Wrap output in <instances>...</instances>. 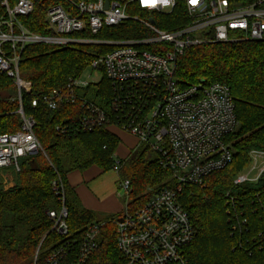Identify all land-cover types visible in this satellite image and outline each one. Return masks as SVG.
I'll use <instances>...</instances> for the list:
<instances>
[{"label": "built area", "instance_id": "1", "mask_svg": "<svg viewBox=\"0 0 264 264\" xmlns=\"http://www.w3.org/2000/svg\"><path fill=\"white\" fill-rule=\"evenodd\" d=\"M38 0H0V74L11 78L17 87L21 126L14 132L0 133V172H19L24 158L43 151L35 134L36 120L26 116L23 92H31L32 83L21 76L24 49L32 44L49 43L107 45L110 50L94 58L89 66L102 71L111 95L103 104L88 98L85 91L95 85L81 75L71 77L32 100V106L44 105L56 110L61 104H78L83 114L57 124L61 136L116 127L148 144L159 163L172 172L176 183L149 189L148 200L140 207H125L116 219L117 247L123 264H189L186 249L196 238V229L178 195L185 185L204 186L206 177L224 169L233 160L227 136L238 126L236 103L230 87L220 82L182 86L176 77L180 55L191 45L208 42L264 41V0H186L190 23L182 28H160L151 17L131 15L128 4L116 0H54L46 9V34L31 32L21 17L32 14ZM142 10L169 13L175 0H131ZM108 5L106 7V3ZM133 20L146 34L122 40H100L91 36L106 26ZM211 32L212 36H208ZM74 33L80 36H72ZM264 158V151H252ZM121 159L113 170L119 172ZM251 163V164H252ZM251 166V165H250ZM264 172V164L255 177L240 173L234 184L255 182ZM119 186L127 195L129 179ZM58 208L49 210L56 239L44 264H87L100 245L103 223H90L83 231L71 230L66 207L65 188L58 176L52 181ZM236 227L234 226L233 229ZM39 249L35 255L37 264Z\"/></svg>", "mask_w": 264, "mask_h": 264}, {"label": "trees", "instance_id": "2", "mask_svg": "<svg viewBox=\"0 0 264 264\" xmlns=\"http://www.w3.org/2000/svg\"><path fill=\"white\" fill-rule=\"evenodd\" d=\"M53 1L38 0L35 11L21 17V22L31 32L48 33L44 18ZM116 1H130L129 14L151 17L162 29H179L191 20L186 0H175V7L169 13L142 10L131 0ZM3 13L0 6V16ZM145 34L139 23L128 20L106 26L98 34L85 35L100 40H122ZM208 36H212L211 32ZM110 48L94 44L37 43L22 52L21 76L32 83L31 92H23L22 107L26 116L35 118L34 131L45 152L22 160L10 188L3 186L0 175V264H34L38 249L37 264H44L52 243L58 239L48 215L49 210L59 206L52 187V181L58 176L65 188L71 230L83 231L90 223H103L99 248L87 264L124 263L117 247L115 222L124 211L105 221H96L93 211L79 206L67 177L73 170H85L92 165L103 171L111 170L116 162L119 137L107 128L61 136L56 132V125L79 118L84 112L80 105L61 104L56 110L44 105L32 106L33 99L62 87L71 77L80 76L94 58ZM176 77L182 86L200 81L227 84L238 118L237 128L227 136L233 152L232 162L206 177L204 186L185 185L178 195L196 229V238L186 249L189 264H264V172L255 182H233L251 165V152L264 151V41L191 45L178 58ZM91 92L92 99L101 104L106 102L111 88L105 76L101 84L85 91L87 95ZM17 95L13 80L0 74V133L14 132L21 126ZM121 161L120 179L131 182L125 203L130 210L148 200L150 188L172 187L176 183L172 172L160 165L159 155L148 144L141 143ZM170 177L174 184L168 180Z\"/></svg>", "mask_w": 264, "mask_h": 264}, {"label": "crops", "instance_id": "3", "mask_svg": "<svg viewBox=\"0 0 264 264\" xmlns=\"http://www.w3.org/2000/svg\"><path fill=\"white\" fill-rule=\"evenodd\" d=\"M109 129L120 139V144L114 155L115 159L128 158L131 152L141 144L136 136L128 132L116 127ZM263 164L262 160L259 167ZM112 169L103 171L99 166L92 165L85 170H73L67 176L79 203L83 208L93 211L95 215L100 213L119 215L125 210V205L120 200L119 191L117 192L119 180L110 175Z\"/></svg>", "mask_w": 264, "mask_h": 264}, {"label": "rangeland", "instance_id": "4", "mask_svg": "<svg viewBox=\"0 0 264 264\" xmlns=\"http://www.w3.org/2000/svg\"><path fill=\"white\" fill-rule=\"evenodd\" d=\"M81 78L83 80H87V81H91L92 83H95V86L101 84L102 80L104 79L103 77V73L102 71L99 70H93V68H91L89 65L87 66V68L83 71ZM88 98L92 99V92L90 94L87 95ZM145 144V143H142ZM150 149H152L150 147ZM153 150V149H152ZM154 151V150H153ZM45 152L44 148L43 151ZM262 160L264 161L263 158H255L253 160V163L251 164V166L248 167V169L244 170L243 174H248L250 177H255V175L257 174V171L259 170V165L261 164ZM16 172L15 171H11V170H3V173L0 172V175L2 177V183L3 186L5 188H10L11 186L14 185V176H15ZM111 176H113L114 178H117V180H120V175L118 172H116L115 170L112 169ZM169 181H171V184H174V179H172L171 177L168 179ZM119 191V196H120V200L123 203V205H126V200H127V195L124 193V191L121 190L120 186H119V182L117 185V192ZM79 206L82 207V205L79 203ZM116 215V214H113ZM110 216L112 215H104V214H96V221H105L107 220Z\"/></svg>", "mask_w": 264, "mask_h": 264}, {"label": "water", "instance_id": "5", "mask_svg": "<svg viewBox=\"0 0 264 264\" xmlns=\"http://www.w3.org/2000/svg\"><path fill=\"white\" fill-rule=\"evenodd\" d=\"M107 5H108V2L106 3V7H107ZM118 220H119V221H121V220H122V218H119Z\"/></svg>", "mask_w": 264, "mask_h": 264}]
</instances>
